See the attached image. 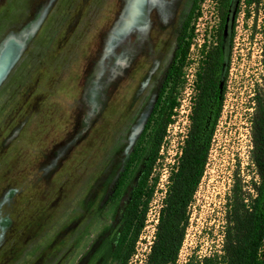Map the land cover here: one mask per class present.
Here are the masks:
<instances>
[{
	"label": "rangeland",
	"instance_id": "obj_1",
	"mask_svg": "<svg viewBox=\"0 0 264 264\" xmlns=\"http://www.w3.org/2000/svg\"><path fill=\"white\" fill-rule=\"evenodd\" d=\"M151 2L0 0V57L16 51L0 83V264H119L122 213L148 132L133 148L192 6L155 0L144 9ZM228 5L222 108L174 264L219 261L232 191L248 204L258 182L251 121L255 97H264V0ZM218 27L216 1L198 2L176 106L148 179L145 223L127 264L144 263L186 133L195 73Z\"/></svg>",
	"mask_w": 264,
	"mask_h": 264
},
{
	"label": "trees",
	"instance_id": "obj_2",
	"mask_svg": "<svg viewBox=\"0 0 264 264\" xmlns=\"http://www.w3.org/2000/svg\"><path fill=\"white\" fill-rule=\"evenodd\" d=\"M201 1L192 0V6L175 40L172 57L157 98L133 148L132 154L137 151L143 134L148 132L141 168L122 213L118 242L123 244V248L119 264H127L145 223L153 193V184L148 181L149 175L176 106L175 91L182 77V68L192 34L187 33V26L192 12L197 9V3ZM215 1L219 19L218 38L214 47L202 53V61L195 74L194 94L190 100L186 133L178 159L168 176L153 238L143 264L176 262L187 226V208L202 178L220 116L224 86V83L221 87L218 84L222 62L220 36L229 0ZM242 3L245 6L258 5L260 0H242ZM262 15L264 38V5ZM262 58L264 66V44ZM150 124L152 126L149 128ZM251 133V159L258 179L257 184L252 187L255 195L249 198L247 204L236 198L232 191L228 225L223 236L222 256L219 261H215L216 258H203L202 264H264V253L261 250L264 241V97H255Z\"/></svg>",
	"mask_w": 264,
	"mask_h": 264
},
{
	"label": "water",
	"instance_id": "obj_3",
	"mask_svg": "<svg viewBox=\"0 0 264 264\" xmlns=\"http://www.w3.org/2000/svg\"><path fill=\"white\" fill-rule=\"evenodd\" d=\"M230 4H231V0ZM229 4V3H228ZM229 8V5H228ZM232 15H233V11L231 10V5L229 8V12H228V16L225 19L224 22V30H223V34H222V42L220 41V49H221V54H222V62H221V66H220V71H219V87L222 86V79H223V73L225 71L226 68V60H225V55H224V51H223V42L224 39L227 36V31L230 28V23L232 20ZM38 26H35L34 30L32 31V33H30V35H25V40H29L34 33L36 32ZM221 40V39H220ZM16 53L15 49H8L7 51H5V53H3V55L0 57V83L2 82V80L5 78L6 74L8 73V70L10 69L11 63H12V58L14 57V54Z\"/></svg>",
	"mask_w": 264,
	"mask_h": 264
},
{
	"label": "flooded vegetation",
	"instance_id": "obj_4",
	"mask_svg": "<svg viewBox=\"0 0 264 264\" xmlns=\"http://www.w3.org/2000/svg\"><path fill=\"white\" fill-rule=\"evenodd\" d=\"M154 3H155V0H152V2H151L150 4H148V7L144 8V9H148L149 7L153 6ZM144 9H143V10H144ZM198 69H199V68H198ZM197 71H198V70H197ZM196 73H197V72H196ZM196 73H195V74H196Z\"/></svg>",
	"mask_w": 264,
	"mask_h": 264
}]
</instances>
